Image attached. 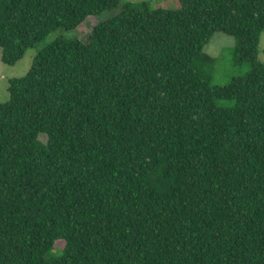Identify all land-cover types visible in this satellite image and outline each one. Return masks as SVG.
I'll list each match as a JSON object with an SVG mask.
<instances>
[{"label":"trees","instance_id":"obj_1","mask_svg":"<svg viewBox=\"0 0 264 264\" xmlns=\"http://www.w3.org/2000/svg\"><path fill=\"white\" fill-rule=\"evenodd\" d=\"M121 1L0 0L8 65L98 20L0 101V264H264V0L98 18ZM216 33L248 65L225 85Z\"/></svg>","mask_w":264,"mask_h":264},{"label":"rangeland","instance_id":"obj_2","mask_svg":"<svg viewBox=\"0 0 264 264\" xmlns=\"http://www.w3.org/2000/svg\"><path fill=\"white\" fill-rule=\"evenodd\" d=\"M131 3L146 2V5L152 9L155 8H168L171 10H177L180 7L179 0H122L121 4L111 10L105 11L98 17L100 20H105L118 14L121 10V5ZM98 20L95 17L88 18L83 26L77 32H68L63 29H57L52 31L42 41L37 43L34 47L26 50L24 56L16 62L14 65H8L2 61V50L0 48V101L6 102L9 100L10 94L8 91L9 80L13 77H20L27 73L30 69L35 56L43 50L48 44L59 36H65L73 38L76 35L87 38V33ZM236 47V39L232 36H228L222 33H216L205 46L204 50L212 57L217 59L215 69L213 72L214 82L213 84L225 85L230 82L233 77L243 75L248 71L247 63H236L234 61V50ZM259 58L264 63V32L260 35L259 45ZM220 105H229L230 101H219ZM42 139H46L42 136ZM60 245V244H59Z\"/></svg>","mask_w":264,"mask_h":264}]
</instances>
